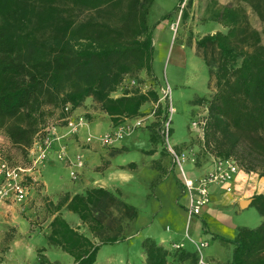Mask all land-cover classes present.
Returning a JSON list of instances; mask_svg holds the SVG:
<instances>
[{
  "label": "trees",
  "instance_id": "16d2710c",
  "mask_svg": "<svg viewBox=\"0 0 264 264\" xmlns=\"http://www.w3.org/2000/svg\"><path fill=\"white\" fill-rule=\"evenodd\" d=\"M153 1L0 0V130L13 146L26 153L43 129L46 105L62 106L61 116L66 117L91 96L115 125L145 115L142 109L158 100L160 85L152 69L155 24L146 18ZM243 1L264 22V0ZM84 10L87 16L78 20ZM241 17L239 9L223 6L206 19L229 29L195 40L213 91L193 101L205 109L203 143L208 152L232 158L243 171L264 177V46L256 29L240 26ZM137 72L136 80L148 82L147 88L111 96L124 74ZM167 116V104L160 102L142 126L152 144H162ZM66 200L54 205V210ZM109 205L127 207L107 190L93 188L86 195H74L66 208L97 225L108 219ZM251 205L260 223L240 227L234 239L227 240L233 250L224 264H264V193L255 194ZM50 229L48 242L73 256L75 264H93L101 245L124 237L120 230L93 225L91 230L100 241L93 244L60 214L51 220ZM141 246L145 264H198L196 252L188 247L169 250L151 238ZM41 251L39 264H52Z\"/></svg>",
  "mask_w": 264,
  "mask_h": 264
},
{
  "label": "crops",
  "instance_id": "0c3cea01",
  "mask_svg": "<svg viewBox=\"0 0 264 264\" xmlns=\"http://www.w3.org/2000/svg\"><path fill=\"white\" fill-rule=\"evenodd\" d=\"M182 47L180 45V49ZM194 99L186 100L187 108L181 110L180 123L173 124L171 133V142L177 150L187 149L193 154L199 148L194 144V133L188 130L187 124L188 115L194 109ZM180 103L181 100L178 105ZM150 108L151 104H147L142 111L147 114ZM84 117L87 125L78 136H66L60 142H54L34 178L36 183L28 189L30 197L25 206L28 208V204H33L32 209L35 211L36 208L39 219L42 216L45 219L29 231L26 243L21 240L20 228L16 227L17 234L12 237L15 249L12 254H5L0 264H27V261L39 264V249L52 264H75L73 256L48 242L50 222L56 214L93 244L100 242L91 230L93 225L98 229L107 227L110 232L121 231L123 240L101 245L93 264H145L141 246L145 238H151L169 250L176 249L175 244H181L194 250L198 257L202 252L211 264L231 260L233 245L229 241L234 239L240 227H255L252 222L261 220L260 216L254 219V214L247 211L253 196L264 193V177L240 169L229 182L210 185L208 204L198 215H193L187 211L189 196L183 191L178 169L162 144L150 142L145 128L130 131L112 146H102L97 140L86 144V134L102 135L116 125L103 111ZM151 119L149 117V121ZM58 130L62 133L65 127L60 126ZM64 143L70 160L74 161L80 155L84 162L76 180L70 178L66 160L59 161L56 157L60 144ZM195 159L194 162L188 159L184 164L185 175L193 179L203 176L212 165L209 153H200ZM93 188L112 193L126 204V209L122 205H109V217L103 222L96 225L95 221H82L78 214L66 208V203L74 195H86ZM64 199L67 200L60 209L54 210V205ZM244 201L246 204L242 205ZM109 218L115 220L108 222ZM199 242L207 245L200 249Z\"/></svg>",
  "mask_w": 264,
  "mask_h": 264
},
{
  "label": "rangeland",
  "instance_id": "374dc122",
  "mask_svg": "<svg viewBox=\"0 0 264 264\" xmlns=\"http://www.w3.org/2000/svg\"><path fill=\"white\" fill-rule=\"evenodd\" d=\"M223 6H231L239 9L242 13L240 26L246 30L249 28L256 29L259 32L261 45L264 46V22L260 19L251 5L243 0H154L152 6L149 8V13L146 16V18L148 17L147 22L150 25L155 24L152 31V69H154L155 75H157L156 77L159 81L162 82L166 79L172 88L171 97L173 106L176 108L173 114L172 128L173 124L176 123L178 125L180 123L182 111L187 108L186 100L190 102L191 98H199V96L208 95L213 91V85H209L207 67L203 60L196 54L195 40L205 33H212L215 31L226 33L228 31L229 26H225L223 23H219L215 20H206L211 14L218 12ZM166 13H170L171 15L159 21ZM87 14L88 12L85 10L80 12L78 20H82ZM180 45L183 46L181 49ZM180 50L182 55L180 54ZM138 75V72L130 75L124 74L117 87L111 91V96L120 95L124 91L132 90L133 88L141 90L147 88L149 85L148 82L140 81V83L136 80L135 77ZM179 100H181L180 105H178ZM193 105L194 109L188 115L189 121L187 127L190 132H192L189 127L190 120L195 116L200 117L205 114V109L202 105L196 104V102H193ZM69 106L70 105L66 106L67 110ZM43 111V119L45 120L43 129L37 132L32 145L28 148L26 153H23L19 148L13 146L4 132L0 130V159L6 160L13 166L30 168L25 175V184H27L28 189L32 184L36 183L34 178H36V175L40 172L42 168L41 165L46 159L45 158L42 162H38L32 167V162L36 156L34 143L42 140V138L46 136L47 128H55L56 136L58 135L59 139L54 142H60L63 137L78 136L83 129L79 130L77 134H68L66 124L68 119H73L78 116H91L92 112L102 110L100 109L99 103H97L93 97L89 96L85 98L78 108L70 111L66 117L61 116L62 106L46 105L43 107ZM148 122L149 117L146 119V123ZM60 126L65 127V131L62 133L58 130ZM117 126L118 125L115 127ZM192 137L194 144L199 148L196 149L194 156L197 157L200 153L208 154L209 152L204 147L203 141L198 139L195 134ZM63 145L66 146L65 143L60 144L59 150ZM209 154L211 155V153ZM57 159L62 161L59 157H57ZM29 197L28 192L25 202L29 200ZM25 202L22 204H18L14 201L0 202V263L3 261L5 254H12L13 249H15L12 237L15 233L17 234L16 227L20 228L21 240L26 243L30 237L27 235L29 231L32 230L35 225H41V221L45 219L42 216L40 220L36 214L38 213L36 208L35 211L32 209L33 204H28L27 206L29 207L27 208ZM247 212H252V214H254L252 215L254 219L257 216L259 217L253 205H251ZM259 223L260 222L256 223L254 221L251 225L257 226ZM27 264H29V261H27Z\"/></svg>",
  "mask_w": 264,
  "mask_h": 264
},
{
  "label": "built area",
  "instance_id": "2783aa9c",
  "mask_svg": "<svg viewBox=\"0 0 264 264\" xmlns=\"http://www.w3.org/2000/svg\"><path fill=\"white\" fill-rule=\"evenodd\" d=\"M172 88L168 81L164 79L160 81L159 85V98L152 104L149 112L143 116H139L134 119L127 120L121 125H118L111 131L102 135L87 134L85 142L91 143L93 140H97L102 146H112L115 143L121 141L125 136L132 130L138 129L145 125L148 117H153L154 110L158 103L162 102L167 104L168 116L162 124L161 135L162 145L168 152L173 162V165L178 169L180 173V181L183 191L189 196V205L187 211L190 214L198 215L201 209L208 204L210 200L209 186L212 184H222L229 182L234 175L240 170L238 164L232 158H222L219 156L210 155L211 168L199 178H189L185 175L184 164L188 159L194 162L195 156L190 151L177 150L171 143V128L173 114L175 112L172 103ZM68 134L74 135L79 132L84 126L87 125V120L84 116H78L73 119H68L67 122ZM205 119L200 116L193 117L189 122L190 130L203 141ZM46 136L42 140L35 142L34 151L36 156L32 162L34 167L38 162H42L48 151L51 149L52 144L55 140H58L56 136L55 128H47ZM61 137V136H60ZM33 150V149H32ZM57 157L62 160H66L67 165L70 167L69 175L71 179L76 180L78 178V169L83 167V160L76 156L73 160H70L66 155L65 147L62 146L58 150ZM30 168H24L22 166L10 165L6 160L0 159V202L14 201L18 204H22L27 200L28 186L25 184V175ZM207 245L206 242H199V248L202 249ZM181 244H175V248L181 247ZM198 248V249H199ZM198 264H211L205 259L202 252L199 253Z\"/></svg>",
  "mask_w": 264,
  "mask_h": 264
},
{
  "label": "water",
  "instance_id": "95a60500",
  "mask_svg": "<svg viewBox=\"0 0 264 264\" xmlns=\"http://www.w3.org/2000/svg\"><path fill=\"white\" fill-rule=\"evenodd\" d=\"M246 204V201H244L243 203H242V205H245Z\"/></svg>",
  "mask_w": 264,
  "mask_h": 264
}]
</instances>
